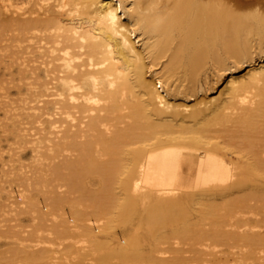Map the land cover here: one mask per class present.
Here are the masks:
<instances>
[{"label":"bare ground","instance_id":"obj_1","mask_svg":"<svg viewBox=\"0 0 264 264\" xmlns=\"http://www.w3.org/2000/svg\"><path fill=\"white\" fill-rule=\"evenodd\" d=\"M0 59V264H264V0H0Z\"/></svg>","mask_w":264,"mask_h":264},{"label":"rangeland","instance_id":"obj_2","mask_svg":"<svg viewBox=\"0 0 264 264\" xmlns=\"http://www.w3.org/2000/svg\"><path fill=\"white\" fill-rule=\"evenodd\" d=\"M2 60L0 59V89L2 88L1 86L4 85L5 91H6V88L7 87H10V86L9 85L7 86L6 79H8V77H7L8 76V73L6 71L5 64L3 63ZM14 77L17 78L18 75L16 73H14ZM0 93H1V91H0ZM17 96H19L17 94V92H15L13 89H10L9 90V93H8V97L9 98H11V97H17ZM0 100H1V98H0ZM0 114H1L0 117H2V111H0ZM1 139H2V134H1V131H0V141H1ZM5 247H6L5 245H0V250H1V248L4 249Z\"/></svg>","mask_w":264,"mask_h":264}]
</instances>
